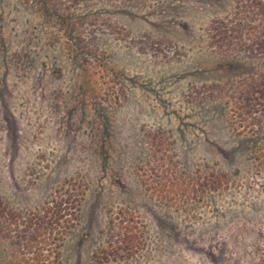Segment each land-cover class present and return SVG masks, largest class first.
Masks as SVG:
<instances>
[{"label":"rangeland","instance_id":"obj_1","mask_svg":"<svg viewBox=\"0 0 264 264\" xmlns=\"http://www.w3.org/2000/svg\"><path fill=\"white\" fill-rule=\"evenodd\" d=\"M253 1L0 0V201L83 190L56 264H264Z\"/></svg>","mask_w":264,"mask_h":264},{"label":"trees","instance_id":"obj_2","mask_svg":"<svg viewBox=\"0 0 264 264\" xmlns=\"http://www.w3.org/2000/svg\"><path fill=\"white\" fill-rule=\"evenodd\" d=\"M252 14L259 18L261 24L258 29L247 32V51L257 57L261 63L259 79L247 82V86L239 88L235 95V116L241 117L247 111L251 115L256 111L259 103L254 98L264 97V0H254ZM249 21L247 20V23ZM248 28V25H247ZM248 30V29H247ZM219 34V43L228 38L227 47L230 46L229 37L233 34ZM226 45V44H225ZM256 52V53H255ZM261 91V93L256 94ZM263 110V109H262ZM261 114L264 111L260 112ZM256 116V114H255ZM251 117V116H250ZM249 124L256 118H249ZM62 187L66 185L63 183ZM68 184V183H67ZM83 190L68 194L67 197L53 195L41 210L28 213H19L12 210L0 201V240L9 246V257L1 264H56L59 260V248L77 218L76 211L82 200ZM132 216H129L120 227V241L126 248L132 247L138 241V234L134 231Z\"/></svg>","mask_w":264,"mask_h":264}]
</instances>
